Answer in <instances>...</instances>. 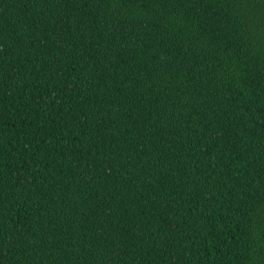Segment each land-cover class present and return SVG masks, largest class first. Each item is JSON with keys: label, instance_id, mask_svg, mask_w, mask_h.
Masks as SVG:
<instances>
[{"label": "trees", "instance_id": "obj_1", "mask_svg": "<svg viewBox=\"0 0 264 264\" xmlns=\"http://www.w3.org/2000/svg\"><path fill=\"white\" fill-rule=\"evenodd\" d=\"M0 264H264V0H0Z\"/></svg>", "mask_w": 264, "mask_h": 264}]
</instances>
